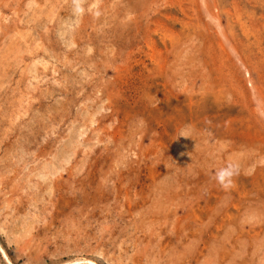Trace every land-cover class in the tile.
I'll return each mask as SVG.
<instances>
[{
	"label": "rangeland",
	"instance_id": "rangeland-1",
	"mask_svg": "<svg viewBox=\"0 0 264 264\" xmlns=\"http://www.w3.org/2000/svg\"><path fill=\"white\" fill-rule=\"evenodd\" d=\"M263 152L264 0H0V264H264Z\"/></svg>",
	"mask_w": 264,
	"mask_h": 264
},
{
	"label": "bare ground",
	"instance_id": "bare-ground-1",
	"mask_svg": "<svg viewBox=\"0 0 264 264\" xmlns=\"http://www.w3.org/2000/svg\"><path fill=\"white\" fill-rule=\"evenodd\" d=\"M91 5H92V4H91ZM249 78H250V76H249ZM249 81L252 83V79H251V78L249 79ZM255 85H256V84H255ZM252 87L255 88V87H254V84H252ZM255 90H256V89H255ZM259 99H260V98H259ZM261 115H262V114H261ZM259 123H260V122H259ZM254 147H255V146H254ZM252 148H253V147H252ZM66 153H67V152H66ZM263 153H264V152H263ZM260 155H261V154H260ZM261 156H262V155H261ZM262 157L264 158V156H262ZM63 158H64V157H63ZM251 194H252V193H251ZM240 204H241V203H240ZM36 236H37V235H36ZM19 237H20V236H19ZM252 239H253V238H252ZM253 241H254V239H253ZM259 246L261 247L262 245H259ZM260 247H259V249H260ZM205 251H206V250H205ZM255 251H256V250H255ZM254 253H255V252H254ZM258 263H259V262H258Z\"/></svg>",
	"mask_w": 264,
	"mask_h": 264
}]
</instances>
